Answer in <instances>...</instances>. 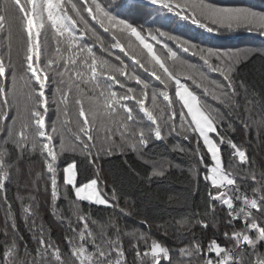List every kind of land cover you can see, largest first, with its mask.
Wrapping results in <instances>:
<instances>
[{"label": "snow or ice", "instance_id": "1", "mask_svg": "<svg viewBox=\"0 0 264 264\" xmlns=\"http://www.w3.org/2000/svg\"><path fill=\"white\" fill-rule=\"evenodd\" d=\"M150 2L210 33L264 35V13L246 7ZM115 6L138 8L137 0H0V264H264V159L255 155L264 150V83L241 67L257 52L133 26L111 14ZM161 144L186 156L187 169ZM115 156L119 176L105 171ZM174 170L187 172L183 190L152 188ZM161 205L166 217L148 215Z\"/></svg>", "mask_w": 264, "mask_h": 264}, {"label": "trees", "instance_id": "2", "mask_svg": "<svg viewBox=\"0 0 264 264\" xmlns=\"http://www.w3.org/2000/svg\"><path fill=\"white\" fill-rule=\"evenodd\" d=\"M114 2L118 3L119 0H114ZM211 3L225 6V7H246L261 13H264V0H210ZM138 8L136 11H129L126 7H111L110 12L112 15L116 16L118 19L124 20L133 26H143L146 29H159L161 31L171 33L179 38L189 40L193 44L203 46L206 48L231 51V50H244L251 49L257 52L256 55L252 56L251 59L247 62L246 67L241 66L243 68V75L251 82L256 84L258 87L261 83H264V35L257 34L255 32H249L243 29L233 30V31H222L220 34L210 33L206 31L204 28H201L197 24H193L191 21L181 19L179 16H176L174 13L169 12L164 9H160L159 6L153 5L150 0H137ZM94 23V22H93ZM101 34L105 38V42L107 43L111 34L103 33L100 30ZM123 38V37H122ZM134 40V38H133ZM127 42V41H125ZM149 43L153 44L154 49L157 51V54H161L162 45L156 43V41L149 39ZM91 43V41H90ZM138 43V42H137ZM168 45L173 47L174 50L178 51V54L187 60L190 63L202 65V62L199 61L198 57L191 56L190 53H184L182 50H179L174 42L168 41ZM99 53V48L95 49ZM114 54L120 55L125 62L128 64L129 68L135 67L134 61L129 60L125 53L119 51V49L112 50ZM166 54V50H163ZM106 58L113 60L118 63V61L114 60V56H107L104 53ZM170 62V61H169ZM141 75L146 80L159 85L158 81H155L153 77L149 76L147 73H143L141 70ZM209 79L214 80H222V78L217 73H207ZM182 82L186 83L190 89L200 93V89H197L194 84L190 80H186L183 77L181 78ZM133 87L139 88V85H136L135 82H131ZM162 87V86H161ZM170 94L174 93V82L173 86L170 87ZM209 99V102H212ZM131 103V102H129ZM214 103V102H213ZM51 115V114H50ZM240 125L237 124V134L235 139L237 141L240 140ZM181 144L187 145V141H183L182 138L176 137L175 141ZM256 147L255 145L253 146ZM158 152L163 153L164 155L171 158L175 163L182 165L185 170L188 167L189 159L181 153L169 151L164 145H159ZM255 155L258 158L264 159V150L257 149ZM72 154H67L61 161V165L66 162H69L72 159ZM79 160V157H76ZM132 163H134L138 168L141 167L139 161H136L134 158H129ZM112 163H105V171L106 174L119 176L123 171V165L121 157L115 156L111 158ZM110 170V172H109ZM143 171V169L141 168ZM88 176H91L92 173H87ZM187 178V172L181 173L179 170H174L170 179H166L160 184H153L152 188H160L163 189H171V190H183L185 186V180ZM79 181V178H78ZM201 191H203V186L201 185ZM15 192V189L10 190V195ZM59 203H63L60 201ZM164 206L161 205L159 208H151L148 209V215L150 216H164L166 217L167 213L163 211ZM177 211H183V209H178ZM43 219L52 226V236L56 239H60L63 235L62 229L57 227L56 223L53 221L52 217L49 215L48 210L45 208L42 211ZM173 215H176V212H173ZM0 222H2V210H0ZM129 223H133L129 221ZM157 238L165 239V237H161L159 233H156ZM168 243H171V240H167Z\"/></svg>", "mask_w": 264, "mask_h": 264}]
</instances>
